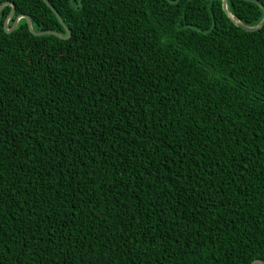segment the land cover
I'll list each match as a JSON object with an SVG mask.
<instances>
[{
  "label": "trees",
  "instance_id": "16d2710c",
  "mask_svg": "<svg viewBox=\"0 0 264 264\" xmlns=\"http://www.w3.org/2000/svg\"><path fill=\"white\" fill-rule=\"evenodd\" d=\"M0 264L264 263V25L222 0H0ZM264 6V0H258ZM254 26L263 9L227 0Z\"/></svg>",
  "mask_w": 264,
  "mask_h": 264
},
{
  "label": "water",
  "instance_id": "95a60500",
  "mask_svg": "<svg viewBox=\"0 0 264 264\" xmlns=\"http://www.w3.org/2000/svg\"><path fill=\"white\" fill-rule=\"evenodd\" d=\"M53 11L54 13L56 14V16L58 17L59 21L62 23V25L65 27L66 29V34L65 35H61L60 33L56 32V31H52V30H42V31H35L32 27V23H31V20L29 18L28 15L26 14H19L15 17L13 23L11 26H8V21L9 19L11 18V16L13 15L14 13V10H15V6L13 3H11V10L9 12V14L7 15L6 19L4 20V23H3V27H4V30L6 32H10L12 31L13 29H15L18 21L21 19V18H24L26 19V22H27V25H28V28L29 30L34 34V35H42V34H53L55 36H58L60 38H67L69 35H70V30L65 26L60 14L55 10V8L49 3L48 0H43ZM248 1H252L256 4H258L262 9H263V12H264V6L258 1V0H248ZM8 1L2 3L0 5V10L1 8L4 6V5H7ZM222 7H223V10L224 12L226 13V15L229 17V19L237 26H239L240 28L246 30V31H255V30H258L260 29L263 25H264V13H263V17L262 19L259 21V23H257L256 25L254 26H248V25H245L243 22H241L238 18H236L228 9H227V0H222ZM252 264H264L262 261H260L259 259H255Z\"/></svg>",
  "mask_w": 264,
  "mask_h": 264
}]
</instances>
